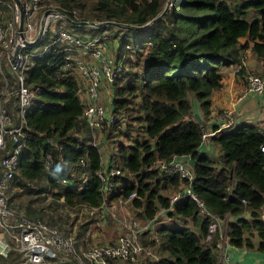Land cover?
Returning <instances> with one entry per match:
<instances>
[{
    "label": "trees",
    "instance_id": "1",
    "mask_svg": "<svg viewBox=\"0 0 264 264\" xmlns=\"http://www.w3.org/2000/svg\"><path fill=\"white\" fill-rule=\"evenodd\" d=\"M39 4L38 14L46 8L61 11L64 17L57 23L65 22L81 36L116 29L113 36L119 47L115 56L110 54L115 60L122 58V68L110 83L109 100L121 125H105L99 141L114 133L116 149L107 155L116 156L122 175L113 176V191L101 190L97 172L105 168L104 153L98 142L90 143L79 80L75 68L65 65L70 59L57 42L29 57L26 81L34 91L26 114L30 135L17 157L7 191L9 203L25 192L43 197L50 192L55 200L62 199L63 206L74 208L100 206L105 197L110 204L122 198L137 210L142 223L150 220L142 232L143 247H155L157 253L155 259L133 263L219 264L218 235L206 238L210 217L200 213L199 200L219 219L234 218L228 222L230 244L264 251V129L244 122L217 132L212 135L217 150L210 154L200 149L203 123L192 110L194 99L205 116L210 113L212 95L223 85L221 67L240 65L237 72H244L242 54L250 43L255 57L264 59V0H40ZM0 12H8L2 1ZM79 20L120 24L90 26L78 24ZM49 36L46 31L23 51L40 49ZM3 73L10 75L6 67ZM13 99L6 101L9 109L16 108ZM48 153L52 163L46 168ZM173 156L194 160L189 165L194 173L190 184L178 174L161 172L159 161ZM41 181L47 187L39 186ZM187 185L197 199L181 195L171 201ZM132 192L134 196L127 199ZM26 216L45 219L43 210L29 205ZM51 216L47 215V223L57 225ZM252 228L257 242L245 236ZM154 231L156 237L151 235ZM17 261L14 250L0 253V264ZM59 264L78 263L70 257Z\"/></svg>",
    "mask_w": 264,
    "mask_h": 264
},
{
    "label": "built area",
    "instance_id": "2",
    "mask_svg": "<svg viewBox=\"0 0 264 264\" xmlns=\"http://www.w3.org/2000/svg\"><path fill=\"white\" fill-rule=\"evenodd\" d=\"M0 1L8 8L7 13L0 12V74L3 79L2 93H0V151L3 152L0 156V253L14 250L18 260L20 258L15 264H59L66 262L70 257L78 264H112L114 260L136 262L139 254L145 250L142 232L149 228L150 220L139 223L133 216L127 218L115 216V213L109 209L107 197L103 198L100 206L86 208L91 213L99 212L98 210L104 215L111 213L119 221L121 233L110 242L87 248L77 243L71 234H63L56 226L40 219L17 215L12 210L7 191L11 187V179L17 169L18 154L30 135L26 130V114L34 98V91L26 81L30 55L40 53L57 42L60 43L62 47L59 51H63L65 58L70 59L65 65L73 66L76 76L80 79L79 96L84 103L82 116L92 132L91 144H96L100 140L105 125L117 124L120 117L113 112L106 100L101 99V88L107 84L111 90L110 83L121 71L122 58L115 60L108 52L110 40L105 32H89L81 36L69 27L57 23L58 19L64 17L61 11L46 8L54 10L44 13L45 9L38 14L40 0H20L23 10L22 28L19 27L20 8L15 0ZM39 31L40 38L46 31H50V40L34 52H24V47L39 41L40 38L35 40ZM3 67L10 72L8 77L4 75ZM250 92L264 94V75L247 72L246 84L237 94L236 99L241 100ZM11 98H14L12 100V104L16 106L14 109H9L6 105V101ZM223 118L221 124L223 129L235 126L231 111L225 110ZM206 134L203 132L202 137ZM261 150L264 151V145H261ZM188 157L173 156L168 161L160 160L161 172L178 174L190 184L194 173L188 164ZM46 159L45 167L49 168L52 155L48 153ZM103 165L105 168L102 167L97 174L102 180L101 190L110 193L116 188L113 176L122 175V171L116 163L114 154L107 155ZM57 181L64 183L65 179L58 177ZM184 189L185 192L173 194L171 201L181 195H190L197 199L189 185ZM54 191H56L55 187ZM134 194L135 192L130 193L127 199ZM197 202L200 213L210 217L206 238L217 234L219 251V247L230 244L221 229L222 219L206 210L201 201L197 200Z\"/></svg>",
    "mask_w": 264,
    "mask_h": 264
},
{
    "label": "crops",
    "instance_id": "3",
    "mask_svg": "<svg viewBox=\"0 0 264 264\" xmlns=\"http://www.w3.org/2000/svg\"><path fill=\"white\" fill-rule=\"evenodd\" d=\"M109 40L112 43V48L113 46L115 48L119 47L116 38L113 39V41H111V39ZM242 40L244 41V39ZM251 44L252 43L249 44V47L243 50L242 65L245 68L244 72H237L240 65L221 67V71L223 72V85L213 93L210 113L207 116L201 112L196 100L193 99L192 101L193 114L195 115L197 113L199 115L201 122L203 123V132L207 133L202 139L200 147L201 151H206L210 154L215 153L214 151L217 150V144L212 140V135L228 129H235L241 123H252L259 126L261 129H264V94L250 92L245 98L241 100L236 99L237 94L246 84L247 72H255L264 75V59L259 60L255 57L250 49ZM108 52L112 53L111 47L110 49L108 48ZM80 84L82 85V83ZM101 99L106 100V102L110 104V96L108 93L106 96H103L101 92ZM225 110L231 111L232 117L235 120V126L232 128H229L230 126L227 127V129L221 127V124L224 121L223 112ZM231 220H234V218L231 215H227L222 219L221 224V229L223 233H225L227 241H229L228 222ZM151 235L152 237H156L155 231ZM245 236L250 238L253 242L258 241L256 230L253 228L247 232ZM219 251V264H264V251L256 248L245 246L237 247L228 243L225 246L219 247ZM113 262H115V260Z\"/></svg>",
    "mask_w": 264,
    "mask_h": 264
},
{
    "label": "rangeland",
    "instance_id": "4",
    "mask_svg": "<svg viewBox=\"0 0 264 264\" xmlns=\"http://www.w3.org/2000/svg\"><path fill=\"white\" fill-rule=\"evenodd\" d=\"M61 24L69 27L65 22H62ZM91 30L99 31L96 29H91ZM115 31L116 29L103 30V32H105V34L108 35V39H111V41H113V39L116 38V37L114 38L113 36ZM110 47L113 55L115 56L117 48H115L114 46L112 48L111 42H110ZM0 55H1V48H0ZM77 79H79L78 76ZM1 80L3 79L0 75V93H2ZM81 91L82 92L84 91L82 87H81ZM110 91L111 90H109L107 84H105L101 88V92L103 96H106L107 93L110 95ZM116 144H117V138L115 137L114 133L108 139H104L103 141L98 140V146L100 147L101 152L104 153L103 156L104 158L106 157L107 154L111 152V150L116 149ZM38 185L43 188L47 187L45 181L39 182ZM39 194L25 192L18 194L17 196H14L12 202L10 203L12 210L17 215H25V216H26V205L27 206L29 205L30 207H35L38 210H43L45 219H40V220L47 222L46 220L47 215H52L51 218L52 219L54 218L57 221V225H53V226H56L63 234H71L75 238L77 243H79L80 245L86 248L92 245L94 246L101 243L105 244L107 242H110L121 233L120 223L115 216L119 218H127L128 216H133L139 223H142L139 220L140 218L137 217L136 214L137 210L133 209L131 204L129 202H126L122 198H118L117 200L112 201L113 204L112 203L108 204V206H110L109 209L112 210L113 213H115V216H113L111 213L110 215H104L103 213H101V210H98L99 212L91 213L89 209L86 207H81V208L79 207L74 208L69 206L65 207L61 204L62 199L55 200L50 192L44 193L45 197H43L42 194L40 195ZM55 220L53 221L55 222ZM84 224H87L86 231H83ZM79 232H81L82 234L78 235ZM207 239H210V236H208ZM155 251H156L155 247H148L146 248L145 252H141L139 254L138 259L143 260L146 257L155 259L157 256V253ZM136 263L119 262L116 260L115 262H113V264H136Z\"/></svg>",
    "mask_w": 264,
    "mask_h": 264
},
{
    "label": "water",
    "instance_id": "5",
    "mask_svg": "<svg viewBox=\"0 0 264 264\" xmlns=\"http://www.w3.org/2000/svg\"><path fill=\"white\" fill-rule=\"evenodd\" d=\"M15 2L18 4V6H19V8H20V20H19V27L20 28H22V14H23V10H22V4H21V1L20 0H15ZM51 10H54V9H46L45 11H44V13H46V12H48V11H51ZM164 11V10H163ZM163 13V12H162ZM161 13V14H162ZM78 24H83V25H90V26H95V25H100V24H107V23H112L113 25H119L120 23H118V22H115V21H104V22H95V21H88V20H79L78 22H77ZM42 29V26L40 27V30ZM40 38V31H39V33L37 34V36H36V38H35V40L37 39H39ZM195 118H196V120L201 124L202 122H201V119H200V117H199V115L196 113L195 114ZM199 153H201V152H199ZM193 162H194V160L192 159V158H190V156L188 157V163L192 166L193 165ZM182 192H185V189L184 190H182ZM160 214H158V216H159Z\"/></svg>",
    "mask_w": 264,
    "mask_h": 264
},
{
    "label": "clouds",
    "instance_id": "6",
    "mask_svg": "<svg viewBox=\"0 0 264 264\" xmlns=\"http://www.w3.org/2000/svg\"><path fill=\"white\" fill-rule=\"evenodd\" d=\"M187 161H188V159H187ZM189 164V163H188ZM190 165V164H189ZM184 190V189H183ZM182 192V191H181Z\"/></svg>",
    "mask_w": 264,
    "mask_h": 264
}]
</instances>
